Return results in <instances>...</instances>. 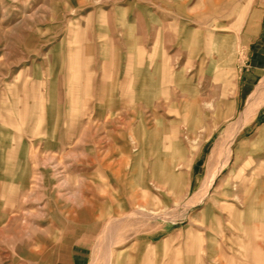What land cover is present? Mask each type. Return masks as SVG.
<instances>
[{
	"label": "rangeland",
	"instance_id": "obj_1",
	"mask_svg": "<svg viewBox=\"0 0 264 264\" xmlns=\"http://www.w3.org/2000/svg\"><path fill=\"white\" fill-rule=\"evenodd\" d=\"M0 264H264V0H0Z\"/></svg>",
	"mask_w": 264,
	"mask_h": 264
},
{
	"label": "crops",
	"instance_id": "obj_2",
	"mask_svg": "<svg viewBox=\"0 0 264 264\" xmlns=\"http://www.w3.org/2000/svg\"><path fill=\"white\" fill-rule=\"evenodd\" d=\"M222 76H223V75H221V77L219 78V80H220V83L222 84V87L224 88V87L227 85V83L224 84L223 82H221V78H223ZM225 77H226V76H225ZM226 78H228V77H226ZM228 79H229V78H228ZM228 82H229V81H228ZM152 107H153V106L148 105V106H147V109H151L150 111H151L152 113H154V110H152ZM181 177H182L181 174L176 175V174H174V173H171V174L169 175V178L171 179L172 183L178 181Z\"/></svg>",
	"mask_w": 264,
	"mask_h": 264
},
{
	"label": "bare ground",
	"instance_id": "obj_3",
	"mask_svg": "<svg viewBox=\"0 0 264 264\" xmlns=\"http://www.w3.org/2000/svg\"><path fill=\"white\" fill-rule=\"evenodd\" d=\"M262 89H263V87H262ZM251 100V99H250ZM239 128V127H238ZM222 141V140H221ZM232 143V142H231ZM226 156V155H225ZM221 166V165H220ZM224 166V165H223ZM221 170V169H220Z\"/></svg>",
	"mask_w": 264,
	"mask_h": 264
}]
</instances>
